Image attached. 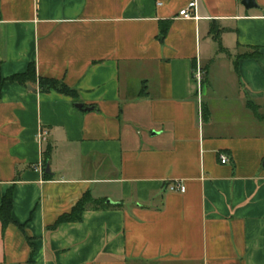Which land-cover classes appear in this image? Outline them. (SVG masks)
Instances as JSON below:
<instances>
[{"label": "crops", "instance_id": "obj_1", "mask_svg": "<svg viewBox=\"0 0 264 264\" xmlns=\"http://www.w3.org/2000/svg\"><path fill=\"white\" fill-rule=\"evenodd\" d=\"M193 1L0 0L2 77L77 92L4 86L0 264H264V0Z\"/></svg>", "mask_w": 264, "mask_h": 264}, {"label": "trees", "instance_id": "obj_2", "mask_svg": "<svg viewBox=\"0 0 264 264\" xmlns=\"http://www.w3.org/2000/svg\"><path fill=\"white\" fill-rule=\"evenodd\" d=\"M1 66V64H0ZM19 84L22 86H36L40 93H50L55 91L59 94H62L67 97L76 98L77 92L68 86H66L62 81L43 78L37 75V68L34 63H31L28 67L26 73L17 74L5 79L1 75L0 67V100L2 97V92L6 83ZM50 161V151H47L43 159V167L46 170V167L49 165ZM46 179H51V176L44 173ZM13 196H14V187L8 190L7 194L4 196L2 203L0 204V221L3 227V230L7 228L11 223H14L12 218L13 210ZM116 208L122 209L123 203H112L108 204L107 201H94L91 197L86 194L78 204L73 208L71 213L64 214L59 217L54 227L50 230H56L60 225L64 223H79L82 221L83 214L89 210H100V209H109ZM22 228V227H21ZM32 254L35 251V246L31 243Z\"/></svg>", "mask_w": 264, "mask_h": 264}, {"label": "built area", "instance_id": "obj_3", "mask_svg": "<svg viewBox=\"0 0 264 264\" xmlns=\"http://www.w3.org/2000/svg\"><path fill=\"white\" fill-rule=\"evenodd\" d=\"M196 10H197V0H194L193 2H191L188 5L187 8L181 10L180 16L185 18V19H196L197 18ZM202 77H203V72L200 68H198L197 71L195 72V78H196L197 83L199 85V91L201 90V87H202ZM221 162H222V164H226L229 162V159L224 156L221 158ZM36 170H39L42 172L43 169L41 167H38V168H36ZM167 189L170 192H180V193H184L186 190L185 186L179 182L170 183L167 186Z\"/></svg>", "mask_w": 264, "mask_h": 264}, {"label": "water", "instance_id": "obj_4", "mask_svg": "<svg viewBox=\"0 0 264 264\" xmlns=\"http://www.w3.org/2000/svg\"><path fill=\"white\" fill-rule=\"evenodd\" d=\"M242 5L247 9H252V8H257V4H256V0H243L242 1ZM76 107L80 110H86V108H84L83 104H76ZM45 173L48 175H51V171H50V166L48 165L46 167ZM108 203L112 204V201H108Z\"/></svg>", "mask_w": 264, "mask_h": 264}, {"label": "rangeland", "instance_id": "obj_5", "mask_svg": "<svg viewBox=\"0 0 264 264\" xmlns=\"http://www.w3.org/2000/svg\"><path fill=\"white\" fill-rule=\"evenodd\" d=\"M205 83V75L203 74V77H202V85Z\"/></svg>", "mask_w": 264, "mask_h": 264}]
</instances>
